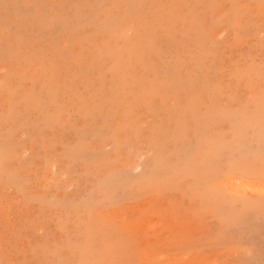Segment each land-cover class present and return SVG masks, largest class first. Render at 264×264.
<instances>
[{"label":"rangeland","instance_id":"obj_1","mask_svg":"<svg viewBox=\"0 0 264 264\" xmlns=\"http://www.w3.org/2000/svg\"><path fill=\"white\" fill-rule=\"evenodd\" d=\"M0 264H264V0H0Z\"/></svg>","mask_w":264,"mask_h":264},{"label":"bare ground","instance_id":"obj_2","mask_svg":"<svg viewBox=\"0 0 264 264\" xmlns=\"http://www.w3.org/2000/svg\"><path fill=\"white\" fill-rule=\"evenodd\" d=\"M242 181V180H241ZM243 182H245V181H243ZM245 184V183H244ZM235 186H236V184H235ZM240 186V185H239Z\"/></svg>","mask_w":264,"mask_h":264}]
</instances>
